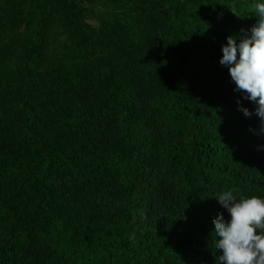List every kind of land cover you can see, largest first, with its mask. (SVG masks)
<instances>
[{"label": "trees", "instance_id": "16d2710c", "mask_svg": "<svg viewBox=\"0 0 264 264\" xmlns=\"http://www.w3.org/2000/svg\"><path fill=\"white\" fill-rule=\"evenodd\" d=\"M81 1L0 0L26 34L0 49V264H215V195L264 197L261 120L219 64L255 0H86L147 15L137 42ZM54 10L70 32L97 22L108 60L43 78ZM90 195L95 216L74 210Z\"/></svg>", "mask_w": 264, "mask_h": 264}, {"label": "clouds", "instance_id": "9594fccd", "mask_svg": "<svg viewBox=\"0 0 264 264\" xmlns=\"http://www.w3.org/2000/svg\"><path fill=\"white\" fill-rule=\"evenodd\" d=\"M256 23L239 39L229 35L221 46L219 64L227 67L235 91L254 105L264 132V0H255ZM243 31V30H242ZM239 105V100L237 101ZM245 117L253 113L240 107ZM235 189L215 195L228 217L212 218L215 264H264V197L237 195Z\"/></svg>", "mask_w": 264, "mask_h": 264}, {"label": "rangeland", "instance_id": "374dc122", "mask_svg": "<svg viewBox=\"0 0 264 264\" xmlns=\"http://www.w3.org/2000/svg\"><path fill=\"white\" fill-rule=\"evenodd\" d=\"M83 6L91 8L94 12L105 11L112 16L119 18L125 26V32L137 42L140 37V29L142 28L147 15L134 12L133 10H127L120 7H101L94 6L86 0H82ZM190 9H203V5H199L197 0H191ZM87 27H80L76 31V35L73 32L68 31L61 21L59 14L54 10L50 16L45 35V58L42 66L43 78L46 77V69H51L55 66H62L71 68L77 63L83 64V62L101 63L108 60L106 57V51H102L96 38L92 33V26L97 25L95 21H86ZM26 37L23 26L13 25L4 26L0 21V49L3 48L5 52L14 58L22 47V43ZM13 62V60H11ZM9 63V62H8ZM11 74V73H9ZM3 84L6 83V74H1L0 78ZM4 120L2 110L0 109V121ZM11 137L16 138L18 132L16 130L9 131ZM95 204L96 201L93 195L81 196L76 202H72L74 210L78 209V212L87 213L91 216H95Z\"/></svg>", "mask_w": 264, "mask_h": 264}]
</instances>
